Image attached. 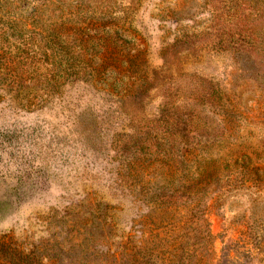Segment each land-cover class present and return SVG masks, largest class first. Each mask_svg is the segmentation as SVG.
I'll return each mask as SVG.
<instances>
[{
  "label": "rangeland",
  "instance_id": "rangeland-1",
  "mask_svg": "<svg viewBox=\"0 0 264 264\" xmlns=\"http://www.w3.org/2000/svg\"><path fill=\"white\" fill-rule=\"evenodd\" d=\"M0 255L264 264V0H0Z\"/></svg>",
  "mask_w": 264,
  "mask_h": 264
},
{
  "label": "trees",
  "instance_id": "trees-1",
  "mask_svg": "<svg viewBox=\"0 0 264 264\" xmlns=\"http://www.w3.org/2000/svg\"><path fill=\"white\" fill-rule=\"evenodd\" d=\"M22 254V253H21ZM1 259H2V255H0V264H13V263H10V262H15L16 264H22L23 262H18L16 261L15 258H10V259H7L6 262H1ZM10 261V262H9Z\"/></svg>",
  "mask_w": 264,
  "mask_h": 264
}]
</instances>
